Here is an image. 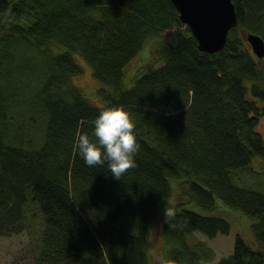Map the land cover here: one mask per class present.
Wrapping results in <instances>:
<instances>
[{
	"label": "trees",
	"instance_id": "trees-1",
	"mask_svg": "<svg viewBox=\"0 0 264 264\" xmlns=\"http://www.w3.org/2000/svg\"><path fill=\"white\" fill-rule=\"evenodd\" d=\"M232 2L238 23L221 50L207 52L171 0H0V235L22 231L32 204L42 216L35 264H152L156 235L174 264H204L214 251L194 233H229L224 211L239 210L255 218L252 237L236 233L216 264H264V191L234 178L264 160V55L243 36L264 39V0ZM170 27L172 39L158 42ZM28 53L42 69L30 86ZM138 56L145 70L125 86ZM80 59L102 83L100 105L72 81ZM120 105L141 150L116 180L107 166H86L74 140L91 134L100 110ZM15 122L23 127L12 134ZM166 205L174 220H165Z\"/></svg>",
	"mask_w": 264,
	"mask_h": 264
},
{
	"label": "rangeland",
	"instance_id": "rangeland-1",
	"mask_svg": "<svg viewBox=\"0 0 264 264\" xmlns=\"http://www.w3.org/2000/svg\"><path fill=\"white\" fill-rule=\"evenodd\" d=\"M174 30L175 27L166 28L163 33L157 38V41L159 42L163 38L171 40ZM149 45L150 43L146 42L140 50L141 53L148 50ZM18 56L20 55L18 54ZM25 57L26 59H28L29 62L26 70L27 73H29V76L25 79V83L31 84L34 81L35 73L42 72V69L39 68V64L37 63V57H35L33 54L28 53ZM150 60L154 61V57H151ZM157 60L158 59H156L155 61ZM146 61L147 60L141 61V56H138L135 57V59H133L127 65L126 73L123 77V82L125 86H130L133 82L134 76L140 75L145 70ZM81 64L83 65V70L80 73L72 76V81L89 100H91L96 105H100L102 104L103 99L101 94L98 92V89L102 86V83L92 75L91 68L86 62L81 60ZM15 111H10L13 118H17ZM41 123V121L35 120L31 127V134L40 133ZM9 127L11 128L10 133L17 134L20 133L18 130L23 126L15 122L9 124ZM258 129L261 132L264 140V115L260 116L259 118ZM240 172L243 173L240 174ZM234 178L239 184L250 186L254 189L264 191L263 158H253L246 167L237 171ZM217 203L222 206L219 200H217ZM192 207L198 208L196 205H192ZM28 212H30L28 217V225L22 231L13 234L0 235V264H35L33 260V252L35 250H38L39 248L42 216L41 212L37 209V207L33 206L32 204L29 206ZM31 212H33L34 214H32ZM235 213L236 214L228 212L227 210L224 211V216L231 219L230 222L232 224L231 230L227 234L219 233L214 237L208 238L200 232L194 233V236L197 239L204 241L207 246H209L212 251H214L213 259L204 261V264H216L217 260L220 257L228 255L233 249L234 236L236 233H240L241 236H243L247 241L248 234H250V236L252 237L250 225L255 221V218L239 210H236ZM240 217H244L243 225H241ZM131 226L132 227L129 228L130 230L134 232H139L138 226H136L135 223L131 224ZM123 227L126 226L123 225ZM237 229L239 231H237ZM194 236L191 239H193ZM161 249L162 238L156 235L151 239L150 244V250L153 253L152 257L157 253H161Z\"/></svg>",
	"mask_w": 264,
	"mask_h": 264
},
{
	"label": "clouds",
	"instance_id": "clouds-1",
	"mask_svg": "<svg viewBox=\"0 0 264 264\" xmlns=\"http://www.w3.org/2000/svg\"><path fill=\"white\" fill-rule=\"evenodd\" d=\"M91 134L78 132L74 140V151L78 153L88 167L107 166L116 180L137 167L136 156L141 150L138 142L136 123L123 105L110 106L100 110L92 121ZM165 220H174L176 211L165 206ZM181 225L173 224L176 228ZM152 264H174L162 253L152 258Z\"/></svg>",
	"mask_w": 264,
	"mask_h": 264
},
{
	"label": "water",
	"instance_id": "water-1",
	"mask_svg": "<svg viewBox=\"0 0 264 264\" xmlns=\"http://www.w3.org/2000/svg\"><path fill=\"white\" fill-rule=\"evenodd\" d=\"M178 10L180 20L188 25L199 50L216 52L227 40L228 31L237 22V13L232 0H171ZM253 52L264 55V40L255 33L245 34Z\"/></svg>",
	"mask_w": 264,
	"mask_h": 264
},
{
	"label": "bare ground",
	"instance_id": "bare-ground-1",
	"mask_svg": "<svg viewBox=\"0 0 264 264\" xmlns=\"http://www.w3.org/2000/svg\"><path fill=\"white\" fill-rule=\"evenodd\" d=\"M171 2H172V1H171ZM173 5H174V4H173ZM176 10H177V9H176ZM177 11H178V10H177ZM178 15H179V13H178ZM237 18H238V17H237ZM179 19H180V18H179ZM180 21H181V20H180ZM181 22H182V21H181ZM182 23H183V22H182ZM237 23H238V22H237ZM183 24H184L185 26L188 27V25H186L185 23H183ZM236 25H237V24H236ZM236 25H235V26H236ZM235 26H234V27H235ZM188 28H189V27H188ZM232 28H233V27H232ZM189 29H190V28H189ZM190 32H191V30H190ZM191 33H192V32H191ZM228 33H229V31H228ZM246 33H248V32H246ZM246 33H244V35H243L244 38H245V34H246ZM251 33H253V32H251ZM255 34H257V33H255ZM192 35H193V34H192ZM258 35H259V34H258ZM193 36H194V35H193ZM227 37H228V36H227ZM245 40H246V38H245ZM263 40H264V39H263ZM196 41H197V40H196ZM226 41H227V40H226ZM225 43H226V42H225ZM249 44H250V43H249ZM250 48H251V45H250ZM251 49H252V48H251ZM252 51H253V49H252ZM258 57H259V56H258ZM242 173H243V172H240V174H242ZM235 178H237V177H235ZM248 187H250V186H248ZM250 188H252V187H250ZM252 189H254V188H252ZM255 190H259V189H255ZM260 191H261V190H260ZM124 225L127 226L128 224H127V223H124ZM128 227L130 228V227H132V226L130 225V226H128Z\"/></svg>",
	"mask_w": 264,
	"mask_h": 264
}]
</instances>
